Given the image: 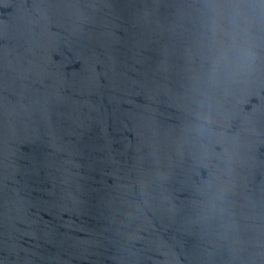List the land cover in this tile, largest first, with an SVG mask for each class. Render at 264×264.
Listing matches in <instances>:
<instances>
[{
  "label": "water",
  "instance_id": "obj_1",
  "mask_svg": "<svg viewBox=\"0 0 264 264\" xmlns=\"http://www.w3.org/2000/svg\"><path fill=\"white\" fill-rule=\"evenodd\" d=\"M0 264H264V0H0Z\"/></svg>",
  "mask_w": 264,
  "mask_h": 264
}]
</instances>
